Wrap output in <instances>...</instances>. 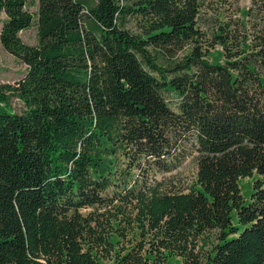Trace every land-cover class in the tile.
Instances as JSON below:
<instances>
[{"label":"trees","instance_id":"1","mask_svg":"<svg viewBox=\"0 0 264 264\" xmlns=\"http://www.w3.org/2000/svg\"><path fill=\"white\" fill-rule=\"evenodd\" d=\"M200 10L0 0L27 67L0 86V264H264V26L243 47L220 26L213 63ZM190 158L191 185L157 180Z\"/></svg>","mask_w":264,"mask_h":264},{"label":"rangeland","instance_id":"2","mask_svg":"<svg viewBox=\"0 0 264 264\" xmlns=\"http://www.w3.org/2000/svg\"><path fill=\"white\" fill-rule=\"evenodd\" d=\"M28 8L31 13L36 15L38 9V0H27ZM201 10L198 19V27L206 36L207 44L210 49V62L224 63L222 56L224 49L221 45L210 47L214 35L218 33L220 26L226 28L236 36L232 38L233 46L243 47V43L253 44L260 29L264 26V0H200ZM2 22H0V33ZM21 39L28 45H37V28L34 26L28 31L20 34ZM27 67L19 62L14 56L4 50L0 43V86L10 84L14 85L23 78ZM12 105L16 112L23 109L22 103L17 99H12ZM196 161L194 158L188 159L183 166L170 174L157 173L158 181L166 184L186 188L195 180ZM258 179L241 181V188L245 198H249L253 190V183ZM94 208L84 210L82 213L87 215L94 211ZM104 264H113L112 262H103ZM170 264H181L178 259L171 260Z\"/></svg>","mask_w":264,"mask_h":264}]
</instances>
